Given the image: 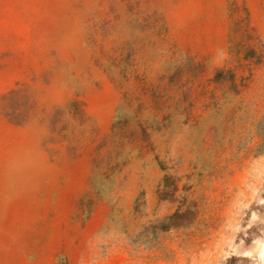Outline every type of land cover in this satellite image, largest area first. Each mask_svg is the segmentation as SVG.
<instances>
[{"label":"rangeland","instance_id":"374dc122","mask_svg":"<svg viewBox=\"0 0 264 264\" xmlns=\"http://www.w3.org/2000/svg\"><path fill=\"white\" fill-rule=\"evenodd\" d=\"M0 264H264V0H0Z\"/></svg>","mask_w":264,"mask_h":264}]
</instances>
